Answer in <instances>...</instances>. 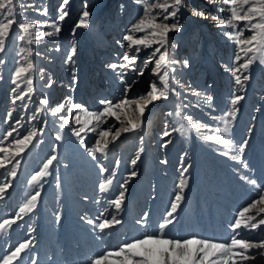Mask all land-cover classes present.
Here are the masks:
<instances>
[{
	"label": "rangeland",
	"instance_id": "1",
	"mask_svg": "<svg viewBox=\"0 0 264 264\" xmlns=\"http://www.w3.org/2000/svg\"><path fill=\"white\" fill-rule=\"evenodd\" d=\"M15 2L23 5L16 9L18 22L43 23L58 17L63 0ZM187 3L192 8L207 9L212 15L216 14L217 5L209 4L208 0H187ZM65 10L68 16L61 22V32L57 36L29 45L17 39L21 33L17 25H13L10 37L6 40V50L0 53V59L4 60L0 64V76L3 77L0 79V120L9 111L13 112V120L9 123L21 115L26 120L42 96L49 98L46 113L32 124L25 123L26 129L35 127L38 130L43 126L45 132L22 156L17 177L7 196L0 200V218L13 216L19 205L38 189L41 197L33 213L25 215L6 233H0V257L8 254L20 242L31 239L32 250L22 255L20 264H32L33 258L37 264H90L97 254L115 250L122 243L139 238L144 229L136 221L143 213H149L147 231L151 232L157 227L177 191L182 165L189 164L191 167L185 174L188 180L186 199L178 210L177 222L166 231L177 238L198 234L202 238L229 241L232 234L229 225L234 222L237 213L264 192V65L258 62L254 64L250 70V80L243 88L236 86L231 72L224 67L234 66L232 62L237 51L234 43L216 27V21L210 17L202 19L194 16L186 7H182L179 14L182 28L179 32L170 33L171 59L189 61L186 68L175 65L178 69L175 79L180 82L175 86L181 92V97L170 96L168 101L161 100L149 105L141 130L122 134L114 144H110L106 155L97 154L98 161L116 173L109 191L102 192L99 183L108 173L100 174L97 162L86 151L95 143L98 133H88L85 143L81 145L71 132V127H77L72 121L65 128L63 139L57 141L55 136L60 122L50 115V108L67 98L71 103L82 104L88 112L95 113L102 109V99L115 102L123 97L124 84L120 80V69H112L108 65L119 64L121 56L127 51L123 36L143 15V4L137 0H69ZM45 11L47 16L41 14ZM84 11L90 13L89 27L79 28L73 34V28ZM46 30L51 29L31 31L34 37L39 31ZM244 35L247 37L250 33L245 32ZM57 45L59 51L55 50ZM72 45L77 49L74 62H67V53ZM22 48L30 49V52L21 53ZM150 52L151 49H146L140 53L137 72L145 67L144 62ZM21 56H27L34 65L30 72L34 91L27 111L21 102L12 103L11 89L14 85L11 75ZM21 62L27 65L26 60ZM152 67L147 65L143 76L128 72L125 81H136L128 93L129 98L146 93L149 81L155 79L151 73ZM40 68L45 72L43 80L40 78ZM49 78L54 81L51 88L47 87ZM181 84L185 87L181 88ZM189 84L192 90L200 93L199 96L192 95L187 87ZM28 87L26 82H21L18 92L27 91ZM234 92L244 99L237 106L239 111L228 134L236 147L228 150L223 145L205 141L203 137L212 132L190 128L184 117L190 115L193 120L210 124L216 129L221 126L219 117L228 110ZM206 96L213 97L211 106L205 104ZM25 102H28L27 97ZM71 103L66 107H70ZM185 104L189 107L185 108ZM177 106L179 115L176 114ZM170 112L172 115H168ZM75 114L74 110L72 115ZM81 115L85 117L86 113ZM210 117L217 119L212 121ZM45 119L48 120L46 126ZM113 124L119 127L110 119L101 128ZM181 125L184 129L182 132H173L170 137L163 136L164 131L180 128ZM7 127L0 123V131H6ZM140 135L144 137L143 141L139 139ZM168 139L172 142L162 147ZM244 140H248V145L242 160L248 165L247 168L230 156L221 155L224 151L236 155L239 144ZM53 145H58V163L54 162L52 175L41 181L43 188L40 189L38 184H30L29 181L52 155ZM137 155L139 159L133 166L131 160ZM116 160L120 161L118 168ZM131 171H136L137 175L127 185L125 204L119 213L123 223L105 233L94 231L93 226L86 221L100 217L101 213H104L101 218H111L115 209L109 201L118 194L117 184L123 183ZM241 175L257 180V185L245 182L240 178ZM4 180L5 177L0 176V182ZM251 214L254 215L255 211ZM29 227L33 231L30 232ZM238 238L262 239L264 226L252 232L242 231ZM257 251L250 253L256 255L255 261L247 264H264V257L258 256Z\"/></svg>",
	"mask_w": 264,
	"mask_h": 264
},
{
	"label": "snow or ice",
	"instance_id": "2",
	"mask_svg": "<svg viewBox=\"0 0 264 264\" xmlns=\"http://www.w3.org/2000/svg\"><path fill=\"white\" fill-rule=\"evenodd\" d=\"M137 2L143 4V15L136 23L131 25L123 36V42L127 44V51L121 56L119 64L108 65L109 68L120 69V80L124 84L123 97L115 102L111 99H102L100 104L103 107L95 113L88 112L82 104L71 103L67 98L50 108V115L60 122L59 130L55 136L57 141L63 139V132L65 128L70 126L72 121L77 127H71V132L81 145L85 143L88 133H98L95 136V143L86 148V151L93 161L97 162L99 173L102 175L108 173V176L99 183V189L102 192L109 191L116 173L98 161L97 154L106 155L110 144H114L122 134L135 133L141 130L149 105L161 100L168 101L170 96L181 97V92L175 86L180 84L179 80L175 79V74L178 72L175 65H182L186 68L189 66V61L187 59L183 61L171 59L170 33L179 32L182 28L179 22L182 7H186L194 16H199L202 19L210 17L216 21V27L221 29L222 34L234 43L237 49L232 62L234 66L228 68L225 65L224 67L226 71L231 72L236 86L243 88L250 80V70L254 64L258 62L264 65V0H208L209 4L217 5L215 15L209 13L207 9L192 8L187 0H137ZM68 4L69 0H63L59 8L60 14L55 20L43 23H28L18 22L16 19V9L18 6L22 7L23 5H18L15 0H0V53H4L6 50V40L10 37L13 25H17L21 33L17 39L29 45L41 43L44 38L57 36L61 32V22L68 16V12L65 10V6ZM41 14L47 16L46 11ZM221 14H223V17ZM89 17L90 13L88 11L82 13L81 18L73 28V34L79 28L89 27ZM169 21L172 22L169 23ZM40 28L51 30L39 31L33 37L31 30ZM224 29H228V31H223ZM245 32L250 33V35L245 37ZM136 33H144V35L137 36ZM26 37L28 38L26 39ZM121 46L123 47L124 44L121 43ZM146 49H151V52L144 62L145 67H141L137 72L136 64L139 55ZM55 50H60L59 45L56 46ZM25 51L30 52V49H20L21 53ZM76 51V46L72 45L71 50L67 53V62H74ZM25 60L27 61L26 66L21 62ZM3 63L4 60L0 59V64ZM17 65L11 75V83L14 85L11 89L13 93L12 103L21 102L23 109L27 111L31 106V94L34 91L31 87L33 80L30 75L34 65L31 60H28L27 56H21V59L17 61ZM147 65H153L151 73L155 79L149 81L146 93L129 98L128 93L132 90L136 81L127 83L125 77L128 72H136L138 76H143ZM39 71L41 73L40 78L43 80L45 78L44 69L40 68ZM0 79H3V77L0 76ZM73 80H75L74 75ZM21 82H26L29 86L27 91L18 92L21 89ZM53 83L54 81L49 78L47 87L51 88ZM180 87L184 88L185 85L181 84ZM187 87L191 90L192 95H200L198 91L191 89L190 84ZM26 97L28 102H25ZM186 98L184 97V99ZM242 99H244L242 95L235 92L232 94L228 110L219 117L221 126L216 129H213L210 124L193 120L190 115L185 116L184 119L188 121L190 128L197 131L207 129L212 132L211 135L203 137L205 141L223 145L226 149L231 150L236 146L228 134L239 111L237 106ZM212 101V96L205 97V104L211 106ZM68 103H71L70 107H66ZM48 105V96H42L39 99L38 106L35 107L31 115L27 116L26 120L25 116L21 115L19 119L9 123L13 120V112L11 111L7 112L3 120H0V123L8 126L6 131H0V170H2L0 176L5 177V180L0 182V200L7 196L14 178L17 177L22 156L31 146H34V141H38V137L45 132L43 126L38 130L35 127L30 130L26 129L25 123L32 124L33 121L40 119L41 115L46 113ZM184 107L187 108L189 105L185 104ZM178 109L179 106H177V115H179ZM74 110L76 112L75 116L72 115ZM81 113H86V116L82 117ZM168 115H172V113L170 112ZM110 119L119 124V127L113 124L111 127L101 128V125L107 123ZM216 119L217 117H210L212 121ZM47 123L48 120L45 119L44 125L46 126ZM183 130V125H181L180 128L164 131L163 136L170 137L173 132H182ZM139 139L143 141L144 137L140 135ZM171 142L170 139L165 140L161 146L167 147ZM247 145L248 140H244L243 143L239 144L236 155H230V151H224L221 155L230 156L232 160L242 163L243 167L247 168L248 165L242 160V154ZM57 147L58 145H53L52 155L32 175L29 181L30 184H38L40 189L43 188L41 181L52 175L54 162L58 163ZM184 155L186 156L187 153ZM138 159L139 155L131 160V164L136 165ZM164 163H167V161H164ZM115 164L118 168L120 161L116 160ZM190 167V164L187 166L182 165L181 178L176 184L177 191L174 193V198L170 201V207L153 231H147L149 228V213L145 212L136 221V224L144 229L139 238L124 242L115 250L97 254L90 260V264H247V262L255 261L256 255H250L254 250H258V256L264 257V238L259 240L238 238L242 231L252 232L264 226V216L261 215L264 214V192L259 194L258 199L252 200L237 213L234 222L229 225L232 233L229 241L202 238L198 234L189 235L187 238H177L166 231L169 226L177 222L178 210L186 199L185 189L188 186V180L185 174ZM136 175V171H131L123 183L117 184L118 194L109 201L110 206L115 209V213L111 215V218H101L104 217V213H101L100 217L86 221L93 226L94 231L105 233L123 223L119 218V213L125 204L127 185L131 178ZM8 177L12 179H8ZM240 178L253 186L257 185V180L251 179L247 175H241ZM57 182L59 183V181ZM40 197L41 191L38 189L19 205L13 216L0 218V233H6L18 221L23 220L25 215L33 213L37 208ZM258 205L262 206L257 207ZM253 211H255L254 215L251 214ZM29 231L31 232L33 229L29 227ZM32 245L33 241L31 239L20 242L8 254L0 257L2 264H20L22 255L31 251ZM110 257L115 259L109 260ZM32 264H37V260L33 258Z\"/></svg>",
	"mask_w": 264,
	"mask_h": 264
}]
</instances>
